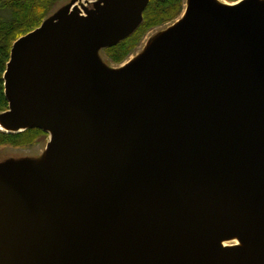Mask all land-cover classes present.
I'll return each instance as SVG.
<instances>
[{"label": "water", "instance_id": "obj_1", "mask_svg": "<svg viewBox=\"0 0 264 264\" xmlns=\"http://www.w3.org/2000/svg\"><path fill=\"white\" fill-rule=\"evenodd\" d=\"M76 1L3 74L0 128L51 140L0 167V264H264V1L187 0L118 68L149 0Z\"/></svg>", "mask_w": 264, "mask_h": 264}, {"label": "trees", "instance_id": "obj_2", "mask_svg": "<svg viewBox=\"0 0 264 264\" xmlns=\"http://www.w3.org/2000/svg\"><path fill=\"white\" fill-rule=\"evenodd\" d=\"M53 1L0 0V111L8 108V101L4 93L3 74L10 57L12 44L19 36L40 25L46 18ZM182 9V0H149L143 11V20L134 32L115 45L104 49L113 60H121L148 26L175 19L180 15ZM38 132L48 134L46 131L36 127L26 128L17 132H7L0 129V142L7 141L21 144Z\"/></svg>", "mask_w": 264, "mask_h": 264}, {"label": "rangeland", "instance_id": "obj_3", "mask_svg": "<svg viewBox=\"0 0 264 264\" xmlns=\"http://www.w3.org/2000/svg\"><path fill=\"white\" fill-rule=\"evenodd\" d=\"M184 1L182 0V6L184 7ZM71 2V0H54L51 4V8L45 19L52 18L56 14L60 13L64 6ZM80 6L90 5V0H78L76 1ZM180 17L179 15L177 16ZM170 19L162 23L152 24L148 26L141 34L139 39L128 49L123 58L119 61H115L111 58L108 52L103 48L97 51L99 58L108 66L118 68L125 60L136 59L140 56L144 50L166 29L172 27L178 20V18ZM49 141V134L38 132L33 137L29 138L26 142L21 144H15L7 141L0 142V167L6 163L20 162L23 160H38L42 158L47 149V142Z\"/></svg>", "mask_w": 264, "mask_h": 264}, {"label": "bare ground", "instance_id": "obj_4", "mask_svg": "<svg viewBox=\"0 0 264 264\" xmlns=\"http://www.w3.org/2000/svg\"><path fill=\"white\" fill-rule=\"evenodd\" d=\"M218 4H221V5H236L240 2V0H236V1H228V0H215ZM261 1H264V0H261ZM185 4H184V8H183V12L181 13L180 17L178 18V20H181L185 14H186V10H187V5H188V2L187 0L184 1ZM75 5H79L78 2L74 3L73 6ZM72 6V8H73ZM79 7L81 8V6L79 5ZM71 8V9H72ZM80 11H83L82 9ZM133 59H128V60H125L121 65L120 67H124L126 66L127 64H129ZM22 131V130H21ZM49 140H51V135L49 136ZM221 243L226 246V247H232V246H235V245H240V242L239 240L237 239V237H230V238H227V239H223L221 241Z\"/></svg>", "mask_w": 264, "mask_h": 264}]
</instances>
